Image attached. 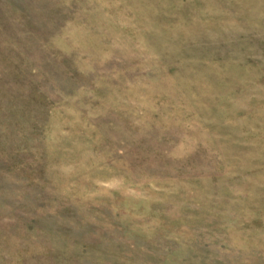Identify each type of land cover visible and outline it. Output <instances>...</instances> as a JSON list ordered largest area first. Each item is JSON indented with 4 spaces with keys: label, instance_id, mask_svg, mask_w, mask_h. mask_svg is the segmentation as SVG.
Wrapping results in <instances>:
<instances>
[{
    "label": "rangeland",
    "instance_id": "374dc122",
    "mask_svg": "<svg viewBox=\"0 0 264 264\" xmlns=\"http://www.w3.org/2000/svg\"><path fill=\"white\" fill-rule=\"evenodd\" d=\"M0 264H264V0H0Z\"/></svg>",
    "mask_w": 264,
    "mask_h": 264
}]
</instances>
